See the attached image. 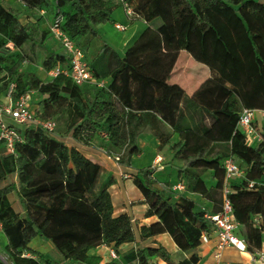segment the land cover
I'll return each instance as SVG.
<instances>
[{
	"label": "trees",
	"instance_id": "obj_1",
	"mask_svg": "<svg viewBox=\"0 0 264 264\" xmlns=\"http://www.w3.org/2000/svg\"><path fill=\"white\" fill-rule=\"evenodd\" d=\"M19 1L30 13L60 14L62 31L82 51L94 77L108 83L76 86L63 74L43 82L34 72H20L16 61L7 63L14 55L18 62L36 65L43 55L56 67H69L63 51L47 47L49 31L47 36L34 23L20 24V11L0 2V93L6 94L12 86L10 98L15 100L36 92L29 105L35 118L63 120V132L74 141L82 145L98 141L107 154L119 157L121 165H129L139 155L143 132L153 135L159 150L169 145L167 127L180 131L183 115L180 140L170 149L183 161L177 175L185 191L213 204L212 210L200 208L219 212L222 163L233 157L246 175L230 184L229 199L239 226L235 234L250 254L264 248V184L257 182L264 175V144L247 146L236 129L242 108L264 110V4L257 0ZM124 4L157 32L161 47L142 45L122 57L101 37L99 27ZM180 51L216 72L215 82L206 81L191 96L170 82ZM213 85L219 89L217 104L209 98ZM7 125L20 138L14 153L0 141V228L10 264H98L89 257L90 250L104 245L115 252L134 242L130 218L113 215L111 181L97 184L101 171L97 164L35 124ZM154 173L150 167L141 168L132 179L147 204L145 216L158 220L140 228V238L167 234L188 256L173 263L159 246L143 247L132 259L137 264H147L153 257L166 264H198L192 251L200 245L201 232H209L211 226L194 201L160 188ZM206 173L214 186H206ZM248 181L255 182L254 189L246 188ZM12 194L21 212L14 210ZM187 227L194 229L193 236ZM34 237L50 242L59 259L31 250ZM0 264L5 263L0 259Z\"/></svg>",
	"mask_w": 264,
	"mask_h": 264
},
{
	"label": "crops",
	"instance_id": "obj_2",
	"mask_svg": "<svg viewBox=\"0 0 264 264\" xmlns=\"http://www.w3.org/2000/svg\"><path fill=\"white\" fill-rule=\"evenodd\" d=\"M258 1L264 4V0ZM0 2L7 7L20 11V24L25 25L28 22L34 23L41 31H44L47 33V36H49L48 29L53 17L51 11L41 10L30 13L19 0H0ZM115 24L124 25L127 27V29L124 32H120L114 28ZM98 30L101 37L112 48H114V50L117 49L121 52L122 57H125L128 53L142 45L153 43L155 46H162L161 39L157 32L139 17L133 16L132 18H128L123 7L115 10L111 16V20L101 25ZM46 45L47 47L59 46L53 38H49ZM58 51L61 52L62 50L59 49ZM34 74L40 80H42L38 71L34 72ZM217 77L218 74L216 72L209 71L205 66L196 63L189 54L184 51H180L175 67L171 72L170 82L177 83L185 91L187 96H191L206 81L211 80L215 82ZM104 81L105 84L108 83V79H105ZM212 88L215 90L213 89L214 92L212 95H209V98L215 101L217 104L220 101V98L218 97L219 89L214 87V85ZM6 103V94L0 93V108L4 107ZM0 121L5 122L6 124H12L10 118L1 113ZM181 122L182 129L180 131L174 132L170 127H167V130L171 133V143L165 146L162 150L158 149V142L150 132H143L139 137L140 153L139 155L133 156L131 158L129 165L115 163L111 158L107 157L101 152L97 141L91 145H82L74 141L71 138L70 133L60 135V139L68 148H75L85 158L100 167L101 171L97 184L101 185L107 181H111V185L108 188V193L110 195L113 207V215L119 216L121 214H126L130 218L132 224L135 240L132 243L123 244L114 249L116 255L118 256L117 259H112L110 256V252L113 249L112 246L107 247L101 245L88 252L89 257L97 261L98 264H108L111 262L115 264H137V262H135L132 257L137 250L143 247H163L170 254L171 261L173 263H177L178 261L187 258L188 255L180 252L167 234H159L144 239L140 238V228L149 227L155 224L158 220L155 216L148 218L145 216L148 208L147 204L144 203L143 196L132 183V179L136 170L147 167L153 169L152 163L157 157L162 159V162L158 164L159 169L154 170V178L157 181V185L160 188L168 190L173 185H176L179 182L182 183L181 179L177 175V169L183 166V161L179 158H176L173 151L170 149L172 144H175L180 140V133L183 132V115L181 116ZM238 165L240 166L239 163ZM240 168L242 169L241 166ZM242 171L244 172L243 169ZM206 174L209 178V181L207 180L208 178H204L206 186H214V181L212 180L210 173ZM124 175H129L131 178L124 179ZM241 180H243V178L235 179L234 182H239ZM12 181L16 182L15 177L12 178ZM257 182L264 184V175L260 176ZM176 194L192 200L196 204L200 202L205 203L206 209L208 208L209 210H212L213 208V204L211 202L201 198L196 194H191L186 191L177 192ZM10 201L14 210L16 212H21V207L15 194L10 196ZM39 242L40 243L35 244L34 248L30 249L44 255L47 250H51V248H53V245L50 242V245L45 244L42 241ZM6 245L7 240L1 232L0 248L5 250ZM213 248V243L208 245L200 244L192 251V253H195L199 257L198 264H214L212 257ZM249 258L252 262L250 253H241L235 250L233 247H226L222 252L220 264H250ZM147 264L166 263L157 257H153L148 261Z\"/></svg>",
	"mask_w": 264,
	"mask_h": 264
},
{
	"label": "built area",
	"instance_id": "obj_3",
	"mask_svg": "<svg viewBox=\"0 0 264 264\" xmlns=\"http://www.w3.org/2000/svg\"><path fill=\"white\" fill-rule=\"evenodd\" d=\"M123 9L128 18L134 16L130 6L124 4ZM62 20L60 14H55L49 25L48 31L68 59L69 67L65 70L57 66L50 76L54 78L63 74L69 77L76 86L90 85L104 87L105 81L98 80L94 77L93 72L84 60L82 51L62 31ZM114 28L120 32H124L127 29L126 26L120 24H115ZM9 47L11 48L12 46L9 45ZM11 90L12 86H10L6 93L7 103L4 107L0 108V113L8 116L14 125L35 124L46 132L53 133L56 128L55 121H39L29 108L31 97L36 94V92L29 91L17 99L11 100ZM236 129L244 135L247 146L255 147L258 144H264V110L242 108L238 117ZM0 141L8 152L14 153L15 145L20 141L19 134L14 127H10L5 122L0 121ZM100 150L115 163L119 162V157L111 156L101 148ZM161 162L162 159L160 157L155 158L152 163L153 169H159L158 164ZM222 167L224 170V181L221 189L222 200L219 212L211 213L204 208H200L201 211L204 212V219L210 224L211 229L209 232H201L199 241L202 245L213 243L214 248L212 257L214 264H220L222 252L226 247H233L241 253L244 251L247 252L244 240L240 239L235 234L238 229V223L234 219L232 205L229 199L231 182L239 178L245 179V175L233 157L225 158ZM123 178L130 179L131 177L129 175H124ZM255 186V182L248 181L246 188L252 190ZM185 190V185L181 182L170 188L172 193L184 192ZM258 221L259 218L256 217L254 223H258ZM110 256L112 259L118 258L113 250H111ZM251 259L253 264H264V248L251 254Z\"/></svg>",
	"mask_w": 264,
	"mask_h": 264
},
{
	"label": "rangeland",
	"instance_id": "obj_4",
	"mask_svg": "<svg viewBox=\"0 0 264 264\" xmlns=\"http://www.w3.org/2000/svg\"><path fill=\"white\" fill-rule=\"evenodd\" d=\"M258 1V0H257ZM109 26V25H108ZM52 49L55 51V52H59L58 50L60 49L59 46H52ZM115 51L118 53L119 56H122L121 55V52L117 49H115ZM8 53H13L11 52V50H9ZM20 59L17 57H15L14 55H12V57H9V60L7 63H9L10 61H13V62H17L18 63V68H19V71L20 72H25V71H30V72H36L38 71L40 73V76H41V81L43 82H46L50 79H52V77L50 76V74L52 73V71L56 68V64L53 62V61H50V62H47L44 60V57L43 55H41V59H40V62L36 65H28L26 64L25 62H18ZM36 107H38L36 105ZM39 108V107H38ZM38 115V114H37ZM37 120L39 121H42L40 120L39 118V115L38 117L36 118ZM56 128L53 132V135L55 136H60V135H64L65 133L63 132V129L65 127V123L63 120H57L56 122ZM98 142V141H97ZM211 175V174H210ZM204 178H208V175L206 174L204 176ZM209 181V178L207 179ZM197 205L199 207H205V203H197ZM239 227V226H238ZM187 232L193 236L195 234V231L194 229L190 228V227H187ZM1 233V232H0ZM39 241H42L43 243L45 244H48L50 245V243L48 241H44V240H41L40 238L38 237H34L30 244H29V247L30 248H34L35 244L36 243H40ZM44 255H49L52 259L54 260H58L59 257L54 253V250L53 248H51V250H47ZM0 259L5 263V264H10V260L9 258L7 257L6 253H5V250L1 249L0 248Z\"/></svg>",
	"mask_w": 264,
	"mask_h": 264
},
{
	"label": "bare ground",
	"instance_id": "obj_5",
	"mask_svg": "<svg viewBox=\"0 0 264 264\" xmlns=\"http://www.w3.org/2000/svg\"><path fill=\"white\" fill-rule=\"evenodd\" d=\"M243 253H245V251H244ZM249 263H250V264H252V262H251L250 258H249Z\"/></svg>",
	"mask_w": 264,
	"mask_h": 264
}]
</instances>
